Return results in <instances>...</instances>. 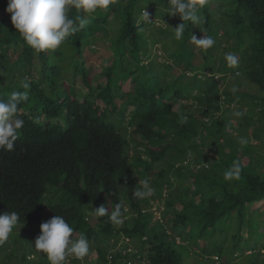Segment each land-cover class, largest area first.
Wrapping results in <instances>:
<instances>
[{"label": "trees", "instance_id": "obj_1", "mask_svg": "<svg viewBox=\"0 0 264 264\" xmlns=\"http://www.w3.org/2000/svg\"><path fill=\"white\" fill-rule=\"evenodd\" d=\"M7 4L0 0V66L7 75L6 84L0 78V99L25 91L20 87L25 77L30 88L28 101L19 106L24 126L14 150L0 151V213L15 211L18 226L39 228L44 212L49 219L64 217L77 237L84 233L94 245L95 264H185L195 248L207 256L204 264H216L212 247L224 264L245 252L247 264H262L264 158L240 141L223 146L221 140L232 136L230 125L214 118L222 80L214 76L240 73L264 92V0H205L196 13L199 23L185 22L181 40L172 28L182 21L170 16L167 0H113L91 15L72 8L68 15L77 30L57 50L39 54L16 32ZM192 34L211 36L215 44L202 49L191 43ZM221 42L231 46L221 48ZM100 43L112 54L101 61L104 85L93 87L82 55ZM157 45L166 63L178 69L176 75L152 52ZM218 48L221 54L215 53ZM227 52L237 55L236 66L227 65ZM76 79L85 94H78ZM127 81L132 90L124 92ZM223 94L230 102V92ZM190 101L197 102L200 115L191 113ZM113 114L121 117L112 119ZM127 129L131 141L140 138L133 155L121 133ZM242 147L249 153L245 162L239 157ZM203 150L214 156L206 167ZM234 161L241 166L239 178L225 179ZM145 179L154 195L134 198ZM155 198L164 201L163 220L151 225L152 213L142 209ZM118 203L131 216L119 229L107 215L97 216L94 225L85 220L88 211L104 205L110 214ZM120 235L137 243L135 253H112L116 243L109 240ZM30 247V254L49 264Z\"/></svg>", "mask_w": 264, "mask_h": 264}, {"label": "clouds", "instance_id": "obj_2", "mask_svg": "<svg viewBox=\"0 0 264 264\" xmlns=\"http://www.w3.org/2000/svg\"><path fill=\"white\" fill-rule=\"evenodd\" d=\"M204 2L205 0H167L170 5V16H179L182 21L175 28H172L175 39L181 40L183 38L186 28L185 22L199 23V17L196 13L198 6H202ZM112 3L113 0H8L6 12L11 15V24L26 45L39 54L57 50L66 38L77 30L74 27L75 20L68 15L72 8L91 15L97 10L108 9ZM144 15L148 17L147 12ZM83 23L84 18L80 17L81 27ZM191 43L202 49H209L214 46L215 40L208 35L197 37V35L192 34ZM224 59L229 67H234L238 63V57L233 52H227ZM20 87L25 91H13L7 100L0 99V151L11 152L14 150L15 142L19 138V130L24 126V120L19 117L18 113L20 104L29 99L27 90L30 88V83L27 77L20 82ZM234 115L239 117L242 112L238 111ZM183 122H187V117L183 118ZM241 143H246V141L242 139ZM240 172V163L234 161L232 167L224 173L225 179L239 178ZM138 183L140 187L133 192L134 198L142 200L154 195L155 190L150 186L147 179ZM47 195L50 196V191L47 192ZM92 211H88L87 217H85L86 221H90L95 216L97 223V216L104 217L107 215L109 222L112 223V228L116 229H119L124 221L131 218L127 212V207L122 211V206L119 203L115 205L110 214L104 205ZM143 211H145L144 208ZM49 217V213L44 212L42 220L46 222L41 223L40 234L36 237V232H32V241H34L32 244L40 252L37 254L43 258L46 256L49 264H71L72 261L76 264L81 263V260L89 253L91 243L87 236L80 233L78 237L73 238L74 229L64 217L60 215H55L51 219ZM19 220L20 216L15 211L0 213V243L8 240ZM36 226L38 227V225ZM121 235L118 240H114L116 245L112 253H121L124 256L128 253H135V247ZM120 240L122 244L118 246ZM124 245L128 246L126 250L123 248ZM120 247H122L121 250ZM33 255V253L29 254L28 260ZM68 257L71 259H67Z\"/></svg>", "mask_w": 264, "mask_h": 264}, {"label": "rangeland", "instance_id": "obj_3", "mask_svg": "<svg viewBox=\"0 0 264 264\" xmlns=\"http://www.w3.org/2000/svg\"><path fill=\"white\" fill-rule=\"evenodd\" d=\"M170 9V8H166ZM143 13V12H142ZM2 14V12H0ZM144 15V14H143ZM101 45H95L90 46L83 51L82 58L84 57V60H86V63L90 65L88 67V76L92 79L91 85L94 87L95 85L99 86V83L104 85V78L100 76L101 70L103 69V62H108L111 59V51L107 50L106 47L102 43ZM231 46V42H229L227 45H224L222 42L220 43V47H228ZM153 47L156 52L157 57L161 62L166 63L165 59L162 56L161 51L158 48ZM218 48L215 53L221 54L222 49ZM35 65L38 64V61L34 62ZM102 63V64H101ZM168 68H171L173 74L178 73V69L175 68L174 64L166 63ZM5 68L3 66H0V78L2 77V81L4 84H6V74ZM37 74V73H36ZM240 73H235V75L232 73V71L227 70V73L224 75H216L214 76L217 79H222L221 82L218 84L216 95H218V102L219 105L217 112L214 114V118L217 121H220L224 124H229L230 127H227L226 129L230 128L232 139L226 138L221 140L223 143V146L225 148H229L228 145H231V141H234V143H238L243 139L246 141L244 143L245 145L249 146L254 150L253 156L255 157H261L264 158V92H261L254 84H251L244 81L239 77ZM78 82V79L75 80L76 84ZM75 86H77V90L80 89V92H78L79 95H83L87 92L86 87H84L80 82H78ZM74 86V87H75ZM81 87V88H80ZM233 89H236V91H233ZM123 90L131 91L132 90V83L130 81H127L123 84ZM227 91L230 92V102H226V98L224 99L223 92ZM222 93V94H221ZM245 96V97H244ZM118 102V100H115ZM120 106V102L116 103ZM189 107L191 110V113L200 115L202 111H200L199 106L197 105V102H191L189 103ZM179 105L175 107V109L179 110ZM215 109V106L213 107ZM242 112V115L237 117L234 115L236 112ZM121 117V115L113 114L112 119H115L116 117ZM204 121L207 122V125L211 124V118L208 116H204ZM128 128V127H127ZM129 129L127 131L122 130V135H124L129 140V150L131 154H134V147L136 145V141L139 140V137H136L135 141H131L129 137ZM228 137V136H227ZM169 141V140H167ZM171 151V150H170ZM202 151V150H201ZM239 157L242 159V161L245 162V160L248 158L246 155H248V151L244 149L243 147L241 150L239 149ZM192 153L189 154L188 159H190V165H192ZM203 158L205 160L202 165L206 167L207 159H214V156L210 153H208L207 150H203ZM209 161V160H208ZM264 161V160H263ZM262 165V164H261ZM193 166V165H192ZM153 167L155 171H158L161 169V165L159 163L153 164ZM260 170L262 173H264V165L260 167ZM176 184L173 185V189L175 188ZM166 191L168 189L166 188ZM164 201H161L160 199H151L149 200V203L143 208L145 211H150L152 213V220L151 225L156 221L163 220L161 217V213L164 209L163 206ZM92 225L96 223V217L93 216L90 220ZM36 225L26 226V225H16L13 229V232L10 234L7 241L0 243V264H42L41 259L37 257V255H33V257H29L30 260H28V256L31 252L30 244L34 243L32 241L33 233L36 232V237L40 234V228ZM76 234H74L73 238H76ZM35 239V238H34ZM113 240V239H111ZM109 244H114V240L111 241ZM30 243V244H29ZM177 243H181V241H178ZM122 244L121 240L118 242V246ZM137 243H133V246L136 249ZM94 246V245H93ZM92 244H90L89 253L86 255L79 264H95V261L97 259V254L93 249ZM202 246L201 242H199V248ZM122 247H120V250ZM201 250L198 248H195L194 250H189L187 256H185L184 262L185 264H204L206 262L205 256L203 253L201 255ZM212 251H215L212 255V258L215 260L216 264H224L221 262V260L216 261L217 254L216 252L218 249L212 247ZM264 251H261V256L259 257L260 263L264 264ZM236 258L233 261V264H247V260H245V256H250L249 252H245L244 256L237 255L235 253L234 255ZM16 257H18L21 261L16 260ZM38 258V259H37ZM37 259V260H36ZM67 259H71L68 257Z\"/></svg>", "mask_w": 264, "mask_h": 264}]
</instances>
